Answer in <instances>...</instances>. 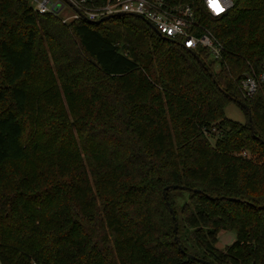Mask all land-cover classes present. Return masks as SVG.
I'll use <instances>...</instances> for the list:
<instances>
[{
  "label": "trees",
  "instance_id": "trees-1",
  "mask_svg": "<svg viewBox=\"0 0 264 264\" xmlns=\"http://www.w3.org/2000/svg\"><path fill=\"white\" fill-rule=\"evenodd\" d=\"M170 1L198 5L221 61L137 16L0 0V264H264V90L240 84L264 58V0L221 18ZM234 100L251 121L226 116Z\"/></svg>",
  "mask_w": 264,
  "mask_h": 264
},
{
  "label": "built area",
  "instance_id": "built-area-1",
  "mask_svg": "<svg viewBox=\"0 0 264 264\" xmlns=\"http://www.w3.org/2000/svg\"><path fill=\"white\" fill-rule=\"evenodd\" d=\"M237 0H217L224 10L217 12L213 8V0H201L209 16L221 18L228 14L236 5ZM36 3L34 8L38 13H54L63 22L74 20L95 21L104 16L124 13L139 15L148 20L157 31L167 38L178 41L191 51L205 52L210 61L219 62L223 59L225 45L213 29L203 21V15L198 5L183 1L170 0H106L98 6H89L85 0H31ZM59 7L58 11L55 8ZM69 8L71 14L67 17L62 13ZM249 69L241 79V88L248 99L264 90V58L259 68L248 62ZM31 264H42L32 261Z\"/></svg>",
  "mask_w": 264,
  "mask_h": 264
},
{
  "label": "rangeland",
  "instance_id": "rangeland-1",
  "mask_svg": "<svg viewBox=\"0 0 264 264\" xmlns=\"http://www.w3.org/2000/svg\"><path fill=\"white\" fill-rule=\"evenodd\" d=\"M32 6L36 8V3H32ZM70 14L71 12H69V8H67L66 11L62 13V16L67 17ZM217 67L218 65H216V69ZM65 104H67V102ZM225 113L229 119H232L234 121L241 123H246L248 121V115L246 113V110L243 107H241L237 102H233V101L229 102L226 105ZM69 118L72 119V117ZM186 197L187 195L186 196L184 195L182 197L178 195V199L181 200V202L185 201ZM235 241H236V233L234 231L222 230L220 231L218 236L217 247L219 249L224 250L228 245H231Z\"/></svg>",
  "mask_w": 264,
  "mask_h": 264
},
{
  "label": "water",
  "instance_id": "water-1",
  "mask_svg": "<svg viewBox=\"0 0 264 264\" xmlns=\"http://www.w3.org/2000/svg\"><path fill=\"white\" fill-rule=\"evenodd\" d=\"M59 10V7H57V8H55V11H58ZM125 14L124 13H117V14H112V15H107V16H104V17H102V18H100V19H98V20H95V21H88V22H90V23H93V24H100V23H102L103 21H105V20H108V19H111V18H116V17H122V16H124ZM135 16H137V17H140V18H143V17H141V16H139V15H135ZM144 19V18H143ZM150 26H152V28L156 31V32H158L157 31V29L152 25V23H150L148 20H146V19H144ZM159 33V32H158ZM160 34V33H159ZM160 35H162V34H160ZM165 39H167V37L166 36H164V35H162ZM189 50V49H188ZM189 51H191V50H189ZM191 53L198 59V61L200 62V64L202 65V66H205V63L200 59V57L194 52V51H191ZM234 101H236L239 105H241L242 107H244L245 109H247V111H248V113H249V119H250V121L252 120V118H251V110H250V108L248 107V105L246 104V103H244V102H242V101H240V100H234ZM251 128H252V131H253V126H252V124H251ZM174 188V189H183V190H187V189H189V187L188 186H186V185H178V184H173V185H170V186H168V187H166V189L167 188ZM195 191H198V192H200V190L199 189H194ZM165 196H166V194H165ZM231 199H234V198H231ZM167 204H169V202H167ZM261 208H264V204L261 206ZM170 212L172 213V216H173V219L175 220L176 219V215H175V213H174V210H173V208L172 207H170ZM177 232H178V224L177 223H175V233H176V235H175V240H176V242L178 243V246H179V249H181L182 251H183V249H182V246L179 244V238H178V234H177ZM188 257L190 258V259H197L198 261H200V262H202L203 264H214V263H212V262H210V261H208V260H205V259H202V258H198V257H196V256H194V255H192V254H189L188 255Z\"/></svg>",
  "mask_w": 264,
  "mask_h": 264
},
{
  "label": "snow or ice",
  "instance_id": "snow-or-ice-1",
  "mask_svg": "<svg viewBox=\"0 0 264 264\" xmlns=\"http://www.w3.org/2000/svg\"><path fill=\"white\" fill-rule=\"evenodd\" d=\"M213 8L217 11V12H222L224 9L220 7L219 3L217 2V0H213Z\"/></svg>",
  "mask_w": 264,
  "mask_h": 264
}]
</instances>
